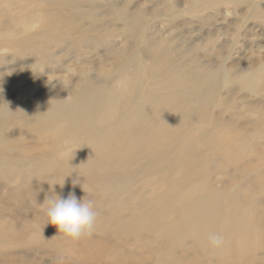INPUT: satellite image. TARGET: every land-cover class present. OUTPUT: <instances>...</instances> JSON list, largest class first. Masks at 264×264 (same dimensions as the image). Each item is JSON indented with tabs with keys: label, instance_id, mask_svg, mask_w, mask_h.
<instances>
[{
	"label": "bare ground",
	"instance_id": "bare-ground-1",
	"mask_svg": "<svg viewBox=\"0 0 264 264\" xmlns=\"http://www.w3.org/2000/svg\"><path fill=\"white\" fill-rule=\"evenodd\" d=\"M58 2L0 0V35L22 52L42 45L46 53H34L47 59L53 48L48 43L65 37L51 13ZM37 11L43 13L39 22L51 23L42 27L49 36L21 37L32 23L25 15ZM141 17H128V24H140ZM135 41L139 50L117 53L112 69L86 82L80 78L82 83L70 89L68 99L20 104L11 123L13 133L7 131L6 107L0 109V187L8 189L6 201L21 195L20 203L28 209L27 218L10 208L0 215V261L6 247L26 234L30 243L35 237L39 243L27 245L29 251L53 249L63 260L75 250L89 254L98 249V257L88 255L80 264H264V216L259 207L264 193V107L249 105L250 115L244 117L231 90L222 95L234 81L229 70L201 66L195 56L191 64L181 61L149 35ZM249 76L242 83L255 92L264 71ZM145 81L147 89L142 88ZM145 110L146 125L127 122ZM153 112L182 129L155 147L157 157L143 164L137 160L144 155L137 142L123 149L120 142L138 134H162L152 125L157 119ZM27 138L34 141L24 143ZM72 141H78L72 146L77 152L52 150L54 144L61 148ZM55 169L58 178L49 177ZM39 177L41 181H31ZM27 185L33 188L29 196L23 195ZM57 187L55 193L49 191ZM99 187L106 195L97 194ZM70 192L94 202L98 215L91 235L72 239L52 224L43 227L48 221L42 204L46 197L66 198ZM7 212L13 219L8 225ZM23 219L38 220L33 233ZM210 233L224 237L223 247L211 246ZM28 255L18 262L27 264Z\"/></svg>",
	"mask_w": 264,
	"mask_h": 264
},
{
	"label": "rangeland",
	"instance_id": "rangeland-1",
	"mask_svg": "<svg viewBox=\"0 0 264 264\" xmlns=\"http://www.w3.org/2000/svg\"><path fill=\"white\" fill-rule=\"evenodd\" d=\"M187 1L59 0V5L52 8L51 13L55 19V28L64 32L65 37L56 43H48L53 48L47 59L34 53L36 50L46 53L42 45L32 48L33 50L22 52V50L18 51L15 46L7 44L6 37L0 35V109L3 106L6 107L9 114L6 116L9 126L7 131L10 133L14 131L11 123L17 119L16 114L21 109L20 104L37 99L53 100L60 97L68 99L67 97L71 94L70 89L82 83L80 78L86 82L92 78L90 76L112 69L114 67L113 57L115 58L117 53L125 55L128 50H139L140 45L135 39L138 40V37L146 35L160 42L163 47H170L173 50L172 56L178 57L188 64L193 63L195 56L197 63L201 66L211 64L218 67L223 66L229 70V78L234 81L231 84H226L222 95L226 96L231 90L232 96L238 102V110L243 113L244 117L247 118L250 115L246 111L249 105L263 108L264 79H260L257 84L259 93L252 92L248 86L244 87L242 82L244 77L250 75L249 77L253 78L264 71L262 70L264 67V0ZM61 3L62 5H60ZM13 13L17 16L16 8ZM42 14L37 11L25 15L24 19L32 23L21 37L27 34L49 36V34H45V31H42V27L51 23L38 21ZM140 15L142 16L140 24H128L131 23L128 17ZM13 37L16 38L18 35ZM149 79L152 80L151 77ZM148 83L145 81L142 88L147 89ZM75 101L77 99L67 106H71ZM118 112L122 113V108ZM147 112V110L140 111L138 117L128 119L127 122L133 125H146L144 120ZM153 113L158 120L155 119L152 125L158 128L162 134L158 136L138 134L128 141L123 138L120 142L121 149L125 148L127 143L137 142L144 154L142 155L143 159L138 157L137 160H143V164L149 163L157 157L155 147L172 137V133H178L182 129L176 122L163 121L157 112ZM17 132L26 135L18 129ZM58 137L57 135L55 138L58 139ZM261 137V146L264 148V136ZM32 141H34L32 138H27L23 142L32 143ZM76 143L78 141H72L61 148L54 144L52 150L56 149L59 153H65L74 150L72 146ZM110 145L114 149L113 140ZM112 164L114 165V162ZM259 164L262 165V163ZM262 167L264 166L262 165ZM48 176L58 178L59 172L56 169L52 170ZM36 180L41 181L42 179L40 177L31 179V181ZM1 182L2 179H0V184ZM1 189L0 187V215L4 212L3 210L10 208L19 210L18 215H24L27 218L28 209L20 203L22 196L16 197L11 203L6 201L5 197L8 194V189ZM58 190L59 187L49 189L54 193ZM32 191L31 185H27L23 195L29 196ZM96 192L99 196L106 195V190L102 187L96 188ZM257 193L256 190L255 194ZM261 196L263 202L259 207L264 216V193ZM112 200L114 202V196ZM102 204L108 206L111 203L102 202ZM33 210L41 212L42 208L38 207ZM7 213V218L4 220L6 225L13 222L10 212ZM28 220L23 219L22 222L31 231L37 225L38 220ZM45 222H43V227L47 228L48 223ZM30 236L28 235V237ZM28 237L24 234L22 241L7 246L0 264H20L18 258L27 256V253L30 254L27 264H60L64 261L67 264H80L79 262L87 259L88 255L95 258L99 256V251L96 248H93L94 250L89 254L75 250L74 256L71 255L64 260L53 253V249L42 252L36 249L29 251L27 245L37 246L39 243L36 242L38 241L37 237L34 238V243H30L31 239Z\"/></svg>",
	"mask_w": 264,
	"mask_h": 264
},
{
	"label": "clouds",
	"instance_id": "clouds-1",
	"mask_svg": "<svg viewBox=\"0 0 264 264\" xmlns=\"http://www.w3.org/2000/svg\"><path fill=\"white\" fill-rule=\"evenodd\" d=\"M42 204L47 223L54 225L58 233L72 239L92 234L98 213L91 199H80L70 192L66 198L49 195ZM208 241L216 248L223 247L225 243L224 237L217 233H210Z\"/></svg>",
	"mask_w": 264,
	"mask_h": 264
}]
</instances>
